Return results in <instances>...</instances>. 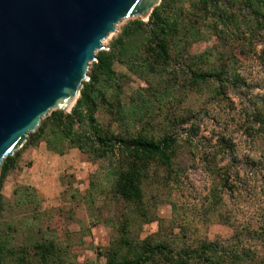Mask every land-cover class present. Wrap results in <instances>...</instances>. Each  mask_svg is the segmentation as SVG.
<instances>
[{
  "label": "rangeland",
  "instance_id": "374dc122",
  "mask_svg": "<svg viewBox=\"0 0 264 264\" xmlns=\"http://www.w3.org/2000/svg\"><path fill=\"white\" fill-rule=\"evenodd\" d=\"M159 6L180 22L169 62L158 65L146 55V32L119 51L118 37L139 18L122 19L100 50L115 54V75L97 85L95 125L114 134L176 136L172 173L153 164L139 214L114 191L117 158L99 156L92 146L81 151L50 121L16 151L1 187L5 264H16L23 249L26 264L38 262V244L51 247L50 264H106L112 251L133 256L132 246L144 241L175 255L212 242L225 250L216 264H264V131L255 117L264 116V26L233 5L240 27L259 35L249 44L220 38L224 26L210 28L199 0ZM189 68L222 72L224 84L194 83ZM93 126L86 117L83 130L93 134ZM125 224L131 247L122 241ZM150 264L175 263L157 255ZM189 264L203 263L194 256Z\"/></svg>",
  "mask_w": 264,
  "mask_h": 264
},
{
  "label": "water",
  "instance_id": "95a60500",
  "mask_svg": "<svg viewBox=\"0 0 264 264\" xmlns=\"http://www.w3.org/2000/svg\"><path fill=\"white\" fill-rule=\"evenodd\" d=\"M162 1L0 0V168L51 111H72L117 24Z\"/></svg>",
  "mask_w": 264,
  "mask_h": 264
},
{
  "label": "trees",
  "instance_id": "16d2710c",
  "mask_svg": "<svg viewBox=\"0 0 264 264\" xmlns=\"http://www.w3.org/2000/svg\"><path fill=\"white\" fill-rule=\"evenodd\" d=\"M165 1V0H163ZM204 4V9L208 10V16L213 20L210 28L217 30L220 25L224 28L220 29V38L229 34L237 39H244L249 44H253L254 40L259 36L251 30L241 28L240 24L234 19V12L237 8L233 6L238 4V8H243L247 14L256 19L258 26H264V12L262 4L264 0H199ZM180 22L174 13L164 11L162 6L155 7L150 16L149 21L145 22L140 19L134 20L132 25H128L118 37L117 48L119 51H125L128 42L132 38L142 32H146L145 39L146 55L152 58L158 65L169 62L170 48L174 37L179 33ZM232 26V28H230ZM230 28V31L225 29ZM245 29V30H244ZM115 54L112 52L100 51L97 53V62L91 65L89 73V81L84 82L81 95L74 105L71 113L54 110L51 116H46L39 128L41 136L45 132V128L49 122H55L59 131L70 140L71 144L77 146L81 151H87L90 147L99 156L111 155L118 160L115 168L116 179L114 182V191L121 197L127 205L133 206L139 214L145 213L144 191L143 185L150 177V169L153 164H158L166 168L169 173L173 170V159L177 154L178 140L174 135H166L157 139L148 133H127L114 134L105 132L100 126L95 125V113L99 108L97 97L99 91L97 85L102 78L105 80L115 75L113 70V58ZM192 82L209 81L210 79H218L223 85V73L198 72L189 68ZM102 76V77H101ZM101 79V80H100ZM52 115L54 117L52 118ZM88 117L94 122L93 134L83 130L85 118ZM257 120L260 121V130L264 131V116L261 112L255 114ZM30 133L27 143H33L37 132ZM97 147V148H96ZM16 152L13 156H8L3 161L0 168V203L2 201L1 187L4 179L7 177L11 169L16 166ZM124 237L122 241L128 247L132 244L126 237L127 225L122 228ZM135 251L133 256L121 254V248L110 253L106 264H150L157 255H161L166 261L175 264H189L190 260L199 259L203 264H216L218 259L224 254L222 246L217 243L206 242L193 251L185 250L182 254L177 255L167 251L163 244H151L144 241L140 244L132 246ZM5 246L0 239V264H5ZM51 247L46 244H38L36 253H39V261L34 264H50V255H52ZM22 256H18L16 264H26L28 254L26 249L21 251ZM241 259V256H235Z\"/></svg>",
  "mask_w": 264,
  "mask_h": 264
}]
</instances>
